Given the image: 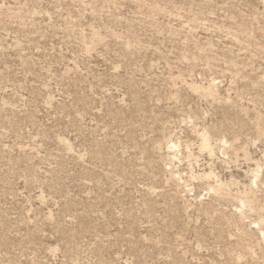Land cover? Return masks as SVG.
<instances>
[{"label":"rangeland","instance_id":"rangeland-1","mask_svg":"<svg viewBox=\"0 0 264 264\" xmlns=\"http://www.w3.org/2000/svg\"><path fill=\"white\" fill-rule=\"evenodd\" d=\"M0 264H264V0H0Z\"/></svg>","mask_w":264,"mask_h":264},{"label":"bare ground","instance_id":"bare-ground-1","mask_svg":"<svg viewBox=\"0 0 264 264\" xmlns=\"http://www.w3.org/2000/svg\"><path fill=\"white\" fill-rule=\"evenodd\" d=\"M195 88V87H194ZM200 88V87H199ZM198 88V90H199ZM201 89V88H200ZM203 90V89H202ZM211 90V89H210ZM201 91V90H199ZM209 93H212V92H209ZM202 145L206 148H209L210 147V144H209V141L207 139V137L203 136V139H202Z\"/></svg>","mask_w":264,"mask_h":264}]
</instances>
